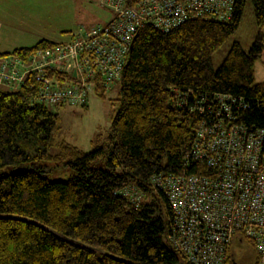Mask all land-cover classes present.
Instances as JSON below:
<instances>
[{
	"label": "trees",
	"instance_id": "16d2710c",
	"mask_svg": "<svg viewBox=\"0 0 264 264\" xmlns=\"http://www.w3.org/2000/svg\"><path fill=\"white\" fill-rule=\"evenodd\" d=\"M248 2L257 27L251 47L235 41L214 69L213 54ZM56 45L40 40L0 57ZM263 56L264 0H236L226 20L192 18L168 32L142 25L117 83L107 142L87 153L57 142L59 115L38 102L32 74L16 89L0 87V171L14 168L0 175V264H187L166 239L171 211L152 180L208 173L190 154L207 105L198 110L214 94L241 99L237 122L264 130V80L254 75ZM97 158L104 168L91 166ZM41 161H63L74 173L50 180Z\"/></svg>",
	"mask_w": 264,
	"mask_h": 264
},
{
	"label": "built area",
	"instance_id": "2783aa9c",
	"mask_svg": "<svg viewBox=\"0 0 264 264\" xmlns=\"http://www.w3.org/2000/svg\"><path fill=\"white\" fill-rule=\"evenodd\" d=\"M236 0H102L112 12L104 25L79 31L64 43L23 58L0 57V87L16 89L32 74L37 100L53 109L85 106L96 88H116L137 30L168 32L192 18L226 20ZM243 101L228 94L204 100L207 111L190 158L208 173L165 176L152 182L171 211L166 239L187 264H237L235 240L264 264V130L237 122Z\"/></svg>",
	"mask_w": 264,
	"mask_h": 264
},
{
	"label": "rangeland",
	"instance_id": "374dc122",
	"mask_svg": "<svg viewBox=\"0 0 264 264\" xmlns=\"http://www.w3.org/2000/svg\"><path fill=\"white\" fill-rule=\"evenodd\" d=\"M102 0H0V54L10 53L21 47L34 46L40 40L55 43L68 42L73 35L87 27L104 25L112 12L102 6ZM257 27L254 22L252 5L248 2L237 30L213 54V67L217 69L231 45L237 41L244 51L252 45ZM256 81L264 80V56L254 66ZM119 84L105 92L102 98L91 93L85 106L66 105L53 108L60 118L57 142L65 141L83 152H90L95 145L107 142L112 118L118 109ZM58 146L53 145L49 153L56 155ZM46 166L50 180H66L73 169L63 161H41ZM93 168H104L102 158L92 161ZM14 171L6 167L0 175ZM232 253L237 264H253L255 254L246 241L235 240Z\"/></svg>",
	"mask_w": 264,
	"mask_h": 264
},
{
	"label": "water",
	"instance_id": "95a60500",
	"mask_svg": "<svg viewBox=\"0 0 264 264\" xmlns=\"http://www.w3.org/2000/svg\"><path fill=\"white\" fill-rule=\"evenodd\" d=\"M132 44H133V43H131V45H130V47H129V51H131V49H132Z\"/></svg>",
	"mask_w": 264,
	"mask_h": 264
}]
</instances>
